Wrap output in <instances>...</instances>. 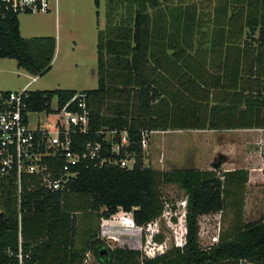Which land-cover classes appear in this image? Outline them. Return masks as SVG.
<instances>
[{
	"label": "trees",
	"instance_id": "obj_1",
	"mask_svg": "<svg viewBox=\"0 0 264 264\" xmlns=\"http://www.w3.org/2000/svg\"><path fill=\"white\" fill-rule=\"evenodd\" d=\"M105 20L100 86L82 92L90 126L77 139L100 141L102 157L136 164L85 160L57 192L36 177L21 193L0 179V264H84L90 252L100 264H264V215L244 220L248 169L157 170L145 164L142 147L143 132L264 129V0H106ZM56 50L54 36L25 38L19 14L0 2V58L37 77L51 71ZM30 94L29 108L44 111L54 98L65 107L78 92ZM105 130L127 131L129 145L113 152ZM170 185L187 198L183 245L141 259V251L101 240L102 221L120 211L139 227L159 220L167 209L162 187ZM227 210L231 228L202 247L200 218Z\"/></svg>",
	"mask_w": 264,
	"mask_h": 264
},
{
	"label": "rangeland",
	"instance_id": "obj_2",
	"mask_svg": "<svg viewBox=\"0 0 264 264\" xmlns=\"http://www.w3.org/2000/svg\"><path fill=\"white\" fill-rule=\"evenodd\" d=\"M56 2L58 8L47 13L19 14L23 34H34L32 37L49 34L59 40L51 71L38 76L28 90L70 89L80 93L98 89L97 36L100 29L105 27L106 0H101L100 7L96 6L95 0ZM34 77L36 76L25 69H19L16 60L0 58V88L21 91ZM56 106L55 101L53 109ZM55 119L54 112L50 116L46 113L30 115L33 128H37L39 123L42 127L53 128ZM148 142V148L144 149V162L157 170H213L216 165L221 166L222 172L239 168L250 169L253 175H250L246 190L244 220L251 223L260 220L264 215V129L159 131L152 133ZM162 191L167 201L164 216L139 229L129 226L123 217L131 218V215L120 211L111 219L102 221L101 240L110 242L111 249L141 251V259L152 258L183 245L187 231L186 220L183 219L187 203L185 192L176 185L164 186ZM104 223L110 224L106 227ZM233 223L234 215L229 210L201 217V246L207 248L217 243L220 234L228 231ZM107 235L116 240H109ZM157 235L162 236V242L156 240ZM84 264L100 263L94 253L90 252Z\"/></svg>",
	"mask_w": 264,
	"mask_h": 264
},
{
	"label": "built area",
	"instance_id": "obj_3",
	"mask_svg": "<svg viewBox=\"0 0 264 264\" xmlns=\"http://www.w3.org/2000/svg\"><path fill=\"white\" fill-rule=\"evenodd\" d=\"M0 2L6 9L18 14L47 13L58 8L56 0H0ZM36 80L37 77H34L21 91L0 88V179L13 181L21 193L25 180L36 177L47 190L57 192L68 188V184L78 176V172L73 169L79 167L85 160L98 161L100 165L120 163L122 167L134 168L136 164L134 157L122 159L120 162L111 160L102 157V142L90 141L82 144L78 141L77 137L87 134L90 126L85 93H78L63 108L59 107L58 100L54 98L49 110L30 109L28 101L31 94L28 87ZM55 101L57 106L53 109ZM75 104L78 108L72 110L70 107ZM52 112L56 116L53 128L42 127L40 123L37 128L32 127L31 114L46 113L50 116ZM155 132L159 131L142 133L143 149L148 148V138ZM100 133L105 135L104 140L112 144L113 152L119 153L122 147L129 145L127 131L105 130ZM186 208L187 203L185 216L182 217L184 220ZM125 214L131 215V218L123 217L129 226L144 228L135 224L132 214ZM109 224L104 223V226L107 227ZM106 238L116 240L109 235ZM106 244L111 247L110 242Z\"/></svg>",
	"mask_w": 264,
	"mask_h": 264
},
{
	"label": "crops",
	"instance_id": "obj_4",
	"mask_svg": "<svg viewBox=\"0 0 264 264\" xmlns=\"http://www.w3.org/2000/svg\"><path fill=\"white\" fill-rule=\"evenodd\" d=\"M20 27H21V24H20ZM22 33V32H21ZM22 35L25 37V38H30V36L32 37V35H34V34H23L22 33ZM47 36H51V35H47ZM98 37V36H97ZM56 38V37H55ZM57 39V38H56ZM58 42H59V40H57V50H56V54H57V51H58ZM55 57H56V55H55ZM55 60V59H54ZM54 62V61H53ZM37 79H38V76H37ZM246 131H248V130H258V129H245ZM244 130V131H245ZM239 169H241V168H239ZM247 169V168H246ZM232 170H236V169H232ZM248 170H250V169H248ZM250 175L252 176L253 174H252V172L250 171Z\"/></svg>",
	"mask_w": 264,
	"mask_h": 264
}]
</instances>
